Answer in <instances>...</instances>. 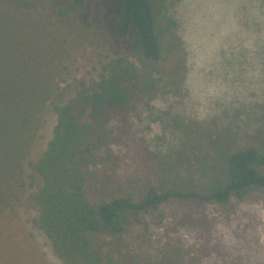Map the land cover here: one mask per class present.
Here are the masks:
<instances>
[{
  "label": "rangeland",
  "instance_id": "rangeland-1",
  "mask_svg": "<svg viewBox=\"0 0 264 264\" xmlns=\"http://www.w3.org/2000/svg\"><path fill=\"white\" fill-rule=\"evenodd\" d=\"M65 3L0 0V90L11 89L30 107L0 160L2 264H62L33 223L29 201L39 183L28 178V163L52 135L53 104L120 57L155 77L163 70L114 41L123 0H88L60 14ZM159 6L180 64V91L171 86L138 102L131 133L116 147V176L133 181L135 194L209 193L227 181V151L264 148V0H159ZM159 212L158 236L181 244L186 264H264V190L221 205L173 201Z\"/></svg>",
  "mask_w": 264,
  "mask_h": 264
},
{
  "label": "trees",
  "instance_id": "trees-1",
  "mask_svg": "<svg viewBox=\"0 0 264 264\" xmlns=\"http://www.w3.org/2000/svg\"><path fill=\"white\" fill-rule=\"evenodd\" d=\"M87 2L66 0L60 14L82 9ZM159 9V0H123L113 35L130 54L161 63L159 76L141 71L127 57L104 64L97 79L81 82L73 97L53 104L52 135L40 156L28 163V178L39 183L29 197L36 212L33 223L62 264H186L181 244L156 232L164 217L161 206L173 201L221 205L264 190V148L256 147L227 151V181L209 193L152 188L135 194L133 181L117 178L116 147L131 133L129 117L135 106L171 86L180 91V64ZM5 90H0V160L30 114L26 103Z\"/></svg>",
  "mask_w": 264,
  "mask_h": 264
}]
</instances>
